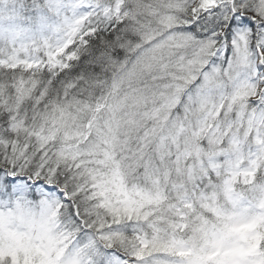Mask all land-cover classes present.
Instances as JSON below:
<instances>
[{"label": "snow or ice", "instance_id": "snow-or-ice-1", "mask_svg": "<svg viewBox=\"0 0 264 264\" xmlns=\"http://www.w3.org/2000/svg\"><path fill=\"white\" fill-rule=\"evenodd\" d=\"M0 264H264V0H0Z\"/></svg>", "mask_w": 264, "mask_h": 264}]
</instances>
